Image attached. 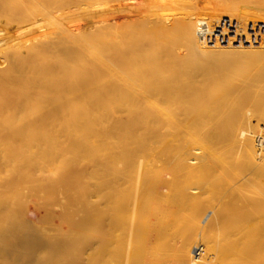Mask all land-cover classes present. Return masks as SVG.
<instances>
[{
    "label": "bare ground",
    "instance_id": "obj_1",
    "mask_svg": "<svg viewBox=\"0 0 264 264\" xmlns=\"http://www.w3.org/2000/svg\"><path fill=\"white\" fill-rule=\"evenodd\" d=\"M252 117L264 0H0V264H264Z\"/></svg>",
    "mask_w": 264,
    "mask_h": 264
},
{
    "label": "rangeland",
    "instance_id": "obj_2",
    "mask_svg": "<svg viewBox=\"0 0 264 264\" xmlns=\"http://www.w3.org/2000/svg\"><path fill=\"white\" fill-rule=\"evenodd\" d=\"M247 106H248L250 109H252L251 106H249V105H247ZM246 110H248V109H246ZM251 121H252V123H251V126H250V127L252 128V125H254V127L252 128V131H253L252 133H253V135H254V139H256L255 137L258 136V135H260V136L262 135L263 138H264V123L261 122V123L259 124L260 127L258 126V128H257V127H256V126H257L256 123H258V122H257V119L254 118V117H252V118H251ZM249 129H250V128H249ZM257 129H258V131H257ZM262 129H263V130H262ZM250 130H251V129H250ZM260 130H261V131H260ZM254 131L256 132V133H255L256 135L254 134ZM259 131H260V132H259ZM261 132H263V133L261 134ZM257 133H260V134H257ZM229 143H230V142H227V144L225 143V144H223V145H220V146H219V148H220V149H219V153L221 154V152H222V154L224 153L223 155H226V156H228V154H229V155H231V154H232V155H233V154H235V155H236V154H237V155L240 154V151H241V150H239V149L241 148V147H240V143H239V142H238V143H236V142L233 143V141H231L230 145H229ZM254 144H255V145L257 144V146H256V147H257V150H259V152L262 151V152H261V155L264 156V150L261 149V146L259 145V142L256 143L255 140H254ZM226 145H227L228 147H227ZM236 145L239 146V147H237ZM230 146H231V148H229ZM236 147H237V148H236ZM258 148H260V149H258ZM226 149H227V150H226ZM230 152H231V153H230ZM235 152H236V153H235ZM237 152H238V153H237ZM239 165H240V166H239ZM242 165H243V166H242ZM236 166H238V167H236V168H240L239 170H242V171H240L241 174L238 176L239 179L237 178L238 180L236 179L235 181H233V183L235 182V184H236V182L238 183V181H239L241 178L245 177V175H249V173H250V169H249L248 167H246V170H245V165H244L243 163H242V164L239 163V164L236 165ZM247 168H248L249 170H248ZM247 170H248V171H247ZM240 172H238V174H239ZM218 174L220 175V177H221V174H222V175H225V173H224V174H223V173H218ZM219 175H218V176H219ZM240 176H241V178H240ZM242 176H243V177H242ZM263 180H264V178H263ZM263 180H262V182H263ZM231 191H232V193H233V189H231ZM231 191L223 190V191L221 192V195H222V196H221L220 194L218 195L219 200H221V199L227 197V195L230 194ZM235 192H236V191H235ZM44 201H45V200H44ZM35 202H36L37 205H38V204L40 205V203H42L43 201L41 200V202H40V201H35ZM35 202H32L31 204H34ZM36 204H34V205H36ZM28 218L33 220V219H36V216L33 215V214H29ZM23 232H24V231H23ZM27 232H29V231H27ZM30 232H31V231H30ZM30 235H32V234H30ZM30 235H28V236H30Z\"/></svg>",
    "mask_w": 264,
    "mask_h": 264
}]
</instances>
